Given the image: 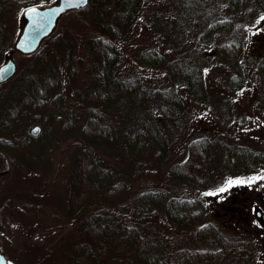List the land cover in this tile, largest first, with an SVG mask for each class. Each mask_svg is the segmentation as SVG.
Masks as SVG:
<instances>
[{
  "label": "trees",
  "instance_id": "trees-1",
  "mask_svg": "<svg viewBox=\"0 0 264 264\" xmlns=\"http://www.w3.org/2000/svg\"><path fill=\"white\" fill-rule=\"evenodd\" d=\"M145 1L89 0L84 7L66 12L79 30L76 37L63 36L59 29L62 23L58 22L36 51L21 54L29 58L31 69L21 76L17 70L6 83L7 94L0 105V150L10 169L0 174V185L14 170L22 184L0 203V247H5L16 223L24 227L17 218L20 213L40 215L58 228L76 224L60 240V247L25 242V258L12 256L14 264H107L106 259L118 257V244L129 251L125 264H215L229 257L230 249L243 244L244 240L224 231L212 219L210 204L217 200L219 204L222 200L249 204L259 193L242 198L249 190L221 193L215 188L213 198L205 195L213 189L214 173L234 180L264 177V148L185 132L181 153L176 155L171 154V142L185 112L184 93L197 104L210 107L223 121L231 120V94L210 91L207 76L211 69L220 67L231 86L244 81L248 30L251 21L264 15V0H224L221 6L203 5L202 0H169L165 14L153 10L150 17L156 32L171 51L144 47L138 60L165 73V82L160 85H150L135 72H119L122 49ZM244 2L250 17L240 19ZM90 9L91 21L87 18ZM1 13L0 5V18ZM171 16H176L175 24L169 21ZM0 28H4L1 22ZM82 35L83 40L77 43ZM3 37L5 33H0V46H9ZM53 52L59 54L66 83L71 86L66 109ZM85 59L87 74L84 86H80L76 67ZM5 86L0 84V94ZM65 113L63 131L68 137L61 151L68 161L67 191L65 207L58 208L41 204L44 196L31 181V166L45 162L49 144L55 139L57 116ZM35 124L40 132L32 135L28 129ZM97 148L102 152L125 151L131 158L130 167L152 169L156 174L132 185L99 160ZM3 168L0 156V170ZM156 218L179 231L191 230L197 246L179 247L172 256L166 253L158 235L147 233L142 224L148 219L156 222ZM34 225L32 221L26 227L28 236ZM245 250L251 257L253 250L249 246Z\"/></svg>",
  "mask_w": 264,
  "mask_h": 264
},
{
  "label": "rangeland",
  "instance_id": "rangeland-1",
  "mask_svg": "<svg viewBox=\"0 0 264 264\" xmlns=\"http://www.w3.org/2000/svg\"><path fill=\"white\" fill-rule=\"evenodd\" d=\"M224 0H202L203 5H223ZM2 6V13L0 22L4 28H0V33H5L3 41L13 42L14 35L17 34L18 14L21 4L16 0H0ZM169 6V0H146L139 15L138 21L128 37L124 48L120 55L119 72L125 74L128 72L138 73L150 85H160L165 82V73L160 69L143 66L138 60V53L144 47H157L161 51L168 52V45L163 37L156 32L155 25L151 20L150 14L154 11L161 13L166 12ZM239 9V18H249L247 13V5L244 2L243 7ZM92 9L87 13L89 21L92 20ZM264 15L251 21V27L248 30L249 38L247 43L246 57L244 61L245 79L239 84H232L231 86L227 80L223 69L213 68L208 73V86L213 93H229L233 99V115L231 120L223 121L217 117L210 107L197 104L194 102L187 93L183 94L186 108L183 114V119L179 125V131L173 132V140L171 142V154L179 155L181 152V140L184 133H205L208 135H215L222 137L228 141H238L251 145L254 148H264ZM176 16H171L169 21L175 24ZM72 18L69 15L66 17L64 14L59 22L61 31H65L70 37H76L79 30L73 24ZM66 24L70 25L69 27ZM7 33V34H6ZM64 34V33H63ZM13 35V36H12ZM11 36L14 38H11ZM84 36L77 38L81 43ZM13 39V40H11ZM81 39V40H78ZM219 40V38H217ZM171 51V50H170ZM170 51L168 53H170ZM17 61V69L19 76L26 70L31 69V62L29 58L21 55H14ZM53 65L57 73L62 77V92L65 97L66 109V96L71 97L70 88L66 83V73L63 69L62 62L59 59V54L53 52ZM88 61L85 59L83 62L77 64L78 70V84L84 86L85 76L87 74ZM17 75V73H16ZM15 75V76H16ZM3 84V86H5ZM237 85V86H236ZM6 85L0 94V105L4 103L7 94ZM66 121L65 115H59L55 124V139L51 141L47 152L45 154L44 163L34 164L31 166L33 169V176L31 181L41 188L40 194L44 196L41 204L50 205L52 207L64 208L67 191V165L66 155L62 153V149L66 146V133L63 131V125ZM78 121V119H77ZM23 129V128H22ZM99 160L118 176L127 178L128 182L132 185L141 184L146 179L155 176V171L152 169L136 170L129 166L130 157L125 151L120 152H102L96 149ZM20 174L14 170L9 178L5 179L0 185V203L6 197L13 196L19 190L21 182ZM260 176L254 177L255 179H227L223 175L214 173L211 178V185L213 189L206 192V198H213L211 195L216 190L220 191L221 188L226 192L233 189L234 192H240L243 189L247 191L242 198L249 197L251 193H259L253 202L247 204L243 202L227 203L226 201L220 202L217 200L215 204H210V211L212 219L220 225L224 231L231 233L237 239L244 240L242 246L233 247L228 254L220 262H235L236 264H264V179ZM229 180H239L241 183H233L228 185ZM251 180V182H250ZM223 183V185H222ZM223 186V187H222ZM210 191V192H209ZM191 189L187 188V193H191ZM219 198V197H218ZM215 201V200H213ZM233 210H231V206ZM230 209V210H229ZM235 209V210H234ZM260 211V215H255V210ZM18 220L24 223V227L17 224L12 230L10 237L5 239L4 249L5 255L9 262L14 264L13 257L25 258V253L22 250V245L27 242L31 245L49 248L60 245V240L69 233V229L76 227V224L64 226L62 228L54 227L52 222L43 219L40 215L31 216L29 213H20ZM148 219L143 221L142 224L147 233L158 235L160 239V247L169 255H173L174 251L179 247H195L198 242H194V234L191 230H177L165 224L161 218H156V222ZM34 228L31 235L25 233L26 227L32 225ZM248 241V243L246 242ZM118 244V243H117ZM115 244V245H117ZM120 251H117V258L114 260L106 259L107 264H125L124 258L128 257L129 251L123 246L118 244ZM116 246V247H118ZM249 246L253 250V254L247 255L245 247ZM58 261L61 258L56 255ZM250 258V259H248ZM105 262V263H106ZM46 264H53V261ZM54 264H59L57 261Z\"/></svg>",
  "mask_w": 264,
  "mask_h": 264
},
{
  "label": "water",
  "instance_id": "water-1",
  "mask_svg": "<svg viewBox=\"0 0 264 264\" xmlns=\"http://www.w3.org/2000/svg\"><path fill=\"white\" fill-rule=\"evenodd\" d=\"M88 1L52 0L47 4H33L24 8L18 18V32L12 47L5 52L4 59L0 63V84L16 73L17 66L13 57L14 52L27 55L36 51L42 40L54 31L63 14L84 7ZM39 129V125L36 124L31 128V133L33 135L37 134ZM0 156L4 160V168L0 170V174H5L10 169V163L2 152H0ZM255 215L257 217L260 215L258 209L255 210ZM0 264H13L9 262L1 247Z\"/></svg>",
  "mask_w": 264,
  "mask_h": 264
},
{
  "label": "flooded vegetation",
  "instance_id": "flooded-vegetation-1",
  "mask_svg": "<svg viewBox=\"0 0 264 264\" xmlns=\"http://www.w3.org/2000/svg\"><path fill=\"white\" fill-rule=\"evenodd\" d=\"M16 1H19V3L21 4V7H20V11H19V13H21V11L24 9V8H26V7H28V6H30V5H33V4H47V3H49V2H51L52 0H16ZM18 15H20V14H18ZM18 18H19V16H18ZM57 27V26H56ZM56 29V28H55ZM55 29H54V31H55ZM17 32H18V26H17ZM16 32V33H17ZM53 33V32H52ZM16 35L17 34H15L14 36L16 37ZM65 35V31H64V34H63V36ZM14 37V38H15ZM13 38V39H14ZM12 39V40H13ZM45 39V38H44ZM43 39V40H44ZM43 40H42V42H43ZM12 44H13V42H11V44L9 45V46H7V47H5V46H3V45H1L0 46V50H2L1 52H0V63L3 61V59H4V54H5V52L7 51V50H9L11 47H12ZM2 47H3V49H2ZM14 55H21L20 53H18V52H14ZM13 55V56H14ZM15 59V62H16V66H17V61H16V58H14ZM18 70V69H17ZM16 70V71H17ZM17 73V72H16ZM16 73L14 74V76L16 75ZM14 76H12L11 78H9L7 81H5V82H3V83H1V84H5V83H7V82H9ZM34 125H32L29 129H28V132L30 133V134H32L31 133V128L33 127ZM40 127V126H39ZM40 132V129H39V131L37 132V134ZM37 134H34V135H37ZM33 135V134H32ZM0 152H2L1 150H0ZM3 153V152H2ZM4 154V153H3Z\"/></svg>",
  "mask_w": 264,
  "mask_h": 264
},
{
  "label": "snow or ice",
  "instance_id": "snow-or-ice-1",
  "mask_svg": "<svg viewBox=\"0 0 264 264\" xmlns=\"http://www.w3.org/2000/svg\"><path fill=\"white\" fill-rule=\"evenodd\" d=\"M34 11V10H33ZM261 19H264V17H261ZM255 179V178H253ZM260 179H264V177H260ZM242 181H239V180H236V181H233V180H229L227 181V184L230 186L232 185L233 183H241ZM251 182V180H250ZM225 189L224 188H221L220 191H224Z\"/></svg>",
  "mask_w": 264,
  "mask_h": 264
}]
</instances>
